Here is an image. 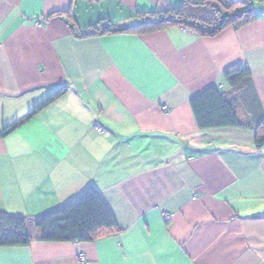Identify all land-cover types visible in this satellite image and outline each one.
<instances>
[{
    "label": "crops",
    "instance_id": "crops-1",
    "mask_svg": "<svg viewBox=\"0 0 264 264\" xmlns=\"http://www.w3.org/2000/svg\"><path fill=\"white\" fill-rule=\"evenodd\" d=\"M183 1L0 0V131L68 88L0 138V211L39 217L93 185L120 226L0 247V264H264V0L213 37L173 25L78 38L51 17L125 26ZM238 66L251 82L232 90L224 75ZM212 86L246 126L199 127L191 99Z\"/></svg>",
    "mask_w": 264,
    "mask_h": 264
},
{
    "label": "trees",
    "instance_id": "trees-1",
    "mask_svg": "<svg viewBox=\"0 0 264 264\" xmlns=\"http://www.w3.org/2000/svg\"><path fill=\"white\" fill-rule=\"evenodd\" d=\"M138 21L132 25L118 26L101 20L95 26L80 29L74 17L68 13L53 16L66 17L72 32L78 38L109 34H146L177 25L203 37H213L229 26L244 27L256 19L252 0H184L174 10L167 12L138 13ZM225 85L232 90L250 86L251 74L247 66H238L224 75ZM67 87H60L10 125L0 131V138L7 137L29 119L61 97ZM191 105L200 128L225 126L244 127L227 94L218 86H212L191 99ZM256 144H264V117L256 127ZM28 218L0 211V247L28 246L40 242H92L99 236L120 229L115 217L104 202L99 190L91 185L78 197L37 217Z\"/></svg>",
    "mask_w": 264,
    "mask_h": 264
},
{
    "label": "built area",
    "instance_id": "built-area-1",
    "mask_svg": "<svg viewBox=\"0 0 264 264\" xmlns=\"http://www.w3.org/2000/svg\"><path fill=\"white\" fill-rule=\"evenodd\" d=\"M163 110L166 111L167 110V107L166 106H163ZM95 129L97 131H103V129L100 128L98 125H95ZM164 218H165V220L169 221L171 219V215L170 214H164ZM79 258H80V260L82 262H85L86 261V257L83 254H80Z\"/></svg>",
    "mask_w": 264,
    "mask_h": 264
},
{
    "label": "water",
    "instance_id": "water-1",
    "mask_svg": "<svg viewBox=\"0 0 264 264\" xmlns=\"http://www.w3.org/2000/svg\"><path fill=\"white\" fill-rule=\"evenodd\" d=\"M30 221H33V222H35V221H37L38 220V218L37 217H34V218H28Z\"/></svg>",
    "mask_w": 264,
    "mask_h": 264
}]
</instances>
